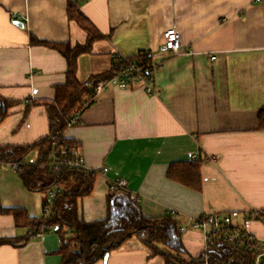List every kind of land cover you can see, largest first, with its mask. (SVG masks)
<instances>
[{
  "label": "crops",
  "instance_id": "1",
  "mask_svg": "<svg viewBox=\"0 0 264 264\" xmlns=\"http://www.w3.org/2000/svg\"><path fill=\"white\" fill-rule=\"evenodd\" d=\"M71 3L102 35L77 56L79 81L139 51L150 52L157 65L154 93L139 81L104 87L64 130L87 167L97 169L93 191L77 201L78 217L104 219L109 183L124 178L147 217L173 209L187 224L189 216L236 209L242 215L251 207L262 211V220L240 224L264 240V129L256 118L264 106V0H0V95L14 102L0 124L1 146L48 135L42 102L65 82L67 61L34 40L84 43L87 32L68 17ZM172 25L183 52L170 56L162 34ZM31 154L24 162L36 161ZM196 159L202 161L199 189L168 176L170 165ZM44 199L26 189L16 170L0 167V239L26 230L2 209L24 208L37 218ZM181 241L194 257L206 247L196 228L183 231ZM59 247L53 230L20 247L0 243V264H60ZM106 259L92 264H164L136 237Z\"/></svg>",
  "mask_w": 264,
  "mask_h": 264
},
{
  "label": "trees",
  "instance_id": "2",
  "mask_svg": "<svg viewBox=\"0 0 264 264\" xmlns=\"http://www.w3.org/2000/svg\"><path fill=\"white\" fill-rule=\"evenodd\" d=\"M68 17L75 19L87 32L84 43L70 46L66 42L49 44L46 40H34L56 48L67 61L65 82L55 87L53 99L42 102L48 118V135L32 144L0 145L1 161L22 162L16 172L22 178L26 189L44 194L43 208L48 205L46 198L50 188L57 185L61 190L53 200L50 215L45 221L42 214L37 218L31 217L24 208L2 209V212L12 214L17 228L25 227L26 230L22 236L0 239V243L20 247L37 238L41 235L40 232L53 230L60 238V247L56 250L61 255L60 264H92L103 259L105 254L119 247L130 237L138 238L150 250L151 256H162L164 264H251L255 256L253 252L229 244L218 235L211 238L200 254L195 257L188 255L181 241L182 232L179 230L178 217L168 212L163 216H145L140 200L137 196L134 197L127 187L109 189L106 195V217L86 221L78 217L77 201L93 191L96 176L94 171H85L80 167H63L53 172L47 167H32L24 162L34 151L37 153V163L49 162L51 143L54 140L59 147H78L75 142L64 136L67 119L89 98L93 93V86L98 81L112 77L126 64L125 59H117L110 69L102 74L89 77L87 82L79 81L76 74V58L79 54L89 51L92 42L100 39L102 35L72 3L68 6ZM128 60L143 65L153 62L148 51H139ZM153 73L154 71L148 69L145 76L153 79ZM13 104L12 100L0 95V124L9 114ZM256 118L258 128L264 129V106L258 109ZM200 162V159H196L188 163L172 164L167 170L168 176L176 182L199 189ZM43 221L45 228L41 230Z\"/></svg>",
  "mask_w": 264,
  "mask_h": 264
},
{
  "label": "built area",
  "instance_id": "3",
  "mask_svg": "<svg viewBox=\"0 0 264 264\" xmlns=\"http://www.w3.org/2000/svg\"><path fill=\"white\" fill-rule=\"evenodd\" d=\"M162 37L164 48L168 51L170 56L181 54L183 52L181 35L178 28H176L174 25L165 29L163 31ZM117 58L125 59L126 64L118 69L112 77L98 81L93 86V93L85 101V104L83 106L89 105V103L94 100V97L97 93L101 92L104 87L110 85L126 88L128 86H131L133 82L139 81L145 86V90L147 93H154L153 87L151 86L152 79L145 76L146 70L150 69L154 71L156 69L157 65L154 64V62L143 65L142 63L136 64L122 56H117ZM79 113L80 110H77L70 116V118L67 119L66 128L75 125L79 121ZM51 147L52 149L49 162L37 163L36 161H34L28 162L27 165L32 167H47L53 172L62 169L63 167H80L85 171L97 172V169H89L87 167V165L85 164V160H83V157L78 150V147H59L57 146L56 140L52 141ZM21 164V161L0 160V167L8 166L14 170H17ZM106 170L107 168L103 167L99 171L104 173L106 172ZM125 185L126 180L124 178H116L111 180L109 183L110 189L116 187H125ZM60 190L61 189L57 185H53L50 188L46 198V203L48 205L42 210L44 221L50 215L53 200L55 199L57 193L60 192ZM168 213H171L172 215H175L177 217L179 215L173 209H168ZM241 218L243 220H262V211L250 207L242 215L240 211L236 209L222 212H207L206 214L201 216H189L187 224L180 223L179 230L183 232L188 228L199 229L203 233V239L205 240L206 246L214 235H218L221 240H224L229 244L239 246L243 250L253 252L255 256L253 257L251 264H264V240L254 237L252 233L250 234L244 228V226L240 224ZM44 221L42 223L41 230L45 228ZM40 233L43 234L42 232ZM204 264H207V262H205Z\"/></svg>",
  "mask_w": 264,
  "mask_h": 264
},
{
  "label": "water",
  "instance_id": "4",
  "mask_svg": "<svg viewBox=\"0 0 264 264\" xmlns=\"http://www.w3.org/2000/svg\"><path fill=\"white\" fill-rule=\"evenodd\" d=\"M107 256H108V254H105V256H104V258H103V259H104V260H107V259H106V258H107Z\"/></svg>",
  "mask_w": 264,
  "mask_h": 264
},
{
  "label": "rangeland",
  "instance_id": "5",
  "mask_svg": "<svg viewBox=\"0 0 264 264\" xmlns=\"http://www.w3.org/2000/svg\"><path fill=\"white\" fill-rule=\"evenodd\" d=\"M31 157H32V154H31V155H29L27 158H29V159H30Z\"/></svg>",
  "mask_w": 264,
  "mask_h": 264
}]
</instances>
